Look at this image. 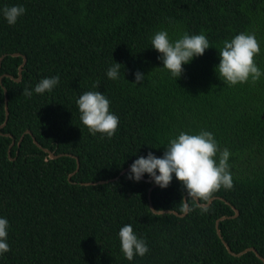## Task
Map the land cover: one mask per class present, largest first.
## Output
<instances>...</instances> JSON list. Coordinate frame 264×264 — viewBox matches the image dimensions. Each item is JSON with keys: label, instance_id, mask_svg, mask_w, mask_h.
Instances as JSON below:
<instances>
[{"label": "trees", "instance_id": "trees-1", "mask_svg": "<svg viewBox=\"0 0 264 264\" xmlns=\"http://www.w3.org/2000/svg\"><path fill=\"white\" fill-rule=\"evenodd\" d=\"M14 5L26 9L14 25L0 15V125L3 88L8 110L0 129V218L8 221L10 247L0 264H262L253 252L228 253L215 223L226 217L218 229L232 253L254 248L264 259V75L228 86L215 69L223 42L243 32L255 34L264 73V0H0V9ZM162 30L173 42L184 33L209 41L178 79L160 69L151 48ZM21 56L15 82L9 76L17 78ZM113 63L123 66L116 80L106 74ZM137 72L145 76L139 84ZM57 76L52 91L23 95ZM87 91L104 94L119 118L111 138L82 125L76 100ZM201 130L230 151L233 177V188L215 192L207 207L189 199L184 216L154 214L150 204L184 213L187 193L175 176L150 192L153 182L129 180V172L85 185L116 178L149 152L161 157L170 138ZM32 138L61 156L49 158ZM125 224L149 249L132 261L120 250Z\"/></svg>", "mask_w": 264, "mask_h": 264}, {"label": "clouds", "instance_id": "clouds-1", "mask_svg": "<svg viewBox=\"0 0 264 264\" xmlns=\"http://www.w3.org/2000/svg\"><path fill=\"white\" fill-rule=\"evenodd\" d=\"M26 9L20 5L5 6L0 9V15L8 25H14L18 18L25 14ZM210 47L203 34L189 35L184 33L174 42L170 41L168 32L159 31L151 38V48L159 53L162 70L171 73L178 79L183 73V65L194 57L202 56ZM260 53V44L254 33H240L230 41L225 40L218 56L220 63L215 71L218 78L228 86L244 84L251 80L255 84L264 73L257 67L255 57ZM123 66L113 63L107 70V77L116 80L120 77ZM145 76L135 73L136 84L141 83ZM59 83V77L40 80L33 90L25 88L23 95L31 97L36 94L50 92ZM99 84H94L98 88ZM79 119L90 134H101V137L111 138L119 125V118L109 111V100L99 91H87L76 100ZM230 151L220 149L211 132L201 130L199 134L180 132L175 138H170L163 155L156 157L149 152L146 157L137 158L131 165L127 179L139 182L144 175L161 189L167 188L173 176L187 193L184 200L185 208L188 200H209L212 195L224 188H233V177L230 172ZM8 221L0 218V254L10 251L7 242ZM120 250L128 261L134 257H143L148 251L146 241L138 238L131 224H125L118 232Z\"/></svg>", "mask_w": 264, "mask_h": 264}, {"label": "water", "instance_id": "water-1", "mask_svg": "<svg viewBox=\"0 0 264 264\" xmlns=\"http://www.w3.org/2000/svg\"><path fill=\"white\" fill-rule=\"evenodd\" d=\"M12 56H13V57H19L20 54H17V53H16V54H12ZM21 57H22V63H21V65L18 67L17 78L14 79V78H12V77L9 76V78H10V79H13L15 82H19V81L21 80V71H22V68H23V66H24V64H25V61H26V59H25L24 56H21ZM2 59H3V56L0 58V62H1ZM1 79H2V76L0 77V83H1ZM3 91H4V98H5V120H4V122L2 123V125H0V129L3 128V127H5V125H6V121H7V117H8V110H7V106H6V102H7V98H6V90L3 88ZM26 133L29 134V135L31 136V134H30L29 131H26ZM6 136H9V137H10V135H6ZM21 140H22V138H20V140H19V142H18V146H19ZM32 140H33L34 144H35L37 147H39L40 149H42L43 152L48 153V157H49V158H51V159H56L57 157L61 156V154L56 156V155H54L53 152H50L48 149H45V148L40 147V146L38 145V143L35 141L34 138H32ZM13 144H14V141L12 140L11 145H10V147H9V149H8V153H9V150H10V148H11V146H12ZM78 167H79V166H78V160L76 159V169H75V171H74L73 173H71V174L69 175L68 178H70L73 174H75V173L77 172ZM129 169H130V166L127 167V168H125L124 170H122V171L119 173V175H118L116 178H114V179L106 180V181H100V182H95V183H87V184H85V185H97V184H103V183H107V182H110V181L116 180V179L119 178L122 174H124V173H126V172H129ZM141 181L146 182V183H150V182H152L149 178H145L144 176L142 177ZM155 186H156V185L153 184V185L149 188V192H150ZM148 196H149V195H148ZM216 198H217V197H214V198L209 199V200L207 201L206 204H199L198 200H195V202H196L198 205L202 206V207H207V206H209V205L211 204V202H212L214 199H216ZM184 200H185V198H184ZM226 204H229V203L226 202ZM149 208H150V210H151L154 214H169V213H172V214H174V215H176V216H184V215L186 214L187 210H188V206H187V208H185L184 213L181 214V215H179V214H177L176 212H171V211H168V210H164V211H156V210H154V208L152 207L151 204L149 205ZM231 208H232V210L234 211V216H233V218L237 217V216H238V211H237L234 207H231ZM225 218H226V217H221L220 219H218V220L216 221V223H215V226H216V232H217V235H218L219 239L222 241V243H223V245L225 246V248H226V250L228 251V253H230V254L233 255V256H237V257H239V256H241V255H243V254H245V253H247V252H253V253L256 255V257L262 262V264H264V259H263V258H262V257L256 252V250H255L254 248H247V249H244L243 251H241V252H239V253H237V254L231 252V250L228 248V245L223 241V239H222V237H221V235H220L219 229H218V222H219V220H223V219H225Z\"/></svg>", "mask_w": 264, "mask_h": 264}]
</instances>
